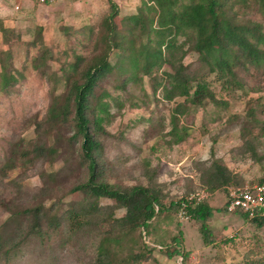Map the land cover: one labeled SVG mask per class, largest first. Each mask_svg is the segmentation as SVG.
<instances>
[{
	"label": "rangeland",
	"instance_id": "1",
	"mask_svg": "<svg viewBox=\"0 0 264 264\" xmlns=\"http://www.w3.org/2000/svg\"><path fill=\"white\" fill-rule=\"evenodd\" d=\"M107 1L66 0L64 4L36 6L34 0H0V58L14 78L3 86L6 73L0 74V240L6 238L0 246V264H88L93 256L95 234L89 227L78 228L62 219L51 225L41 219L39 234L12 237L16 226L27 224V220L10 214L40 203L46 211L48 206L56 207V215L64 217L70 203H84L89 197L82 191L69 192L85 175L72 147L46 123L37 125L43 123L51 98L62 99V64L73 54L83 58L90 55L98 24L108 11ZM115 1L118 13L114 22L122 32L132 23L141 0ZM143 1L147 6L153 4ZM248 16L260 19L253 8ZM140 39L146 41L144 35ZM182 39L178 36L176 42ZM114 60L115 53L109 54L108 61ZM182 62L204 77L213 100L204 97L201 105L190 106L177 115L175 132L181 136L179 141L170 135L174 132L170 115L174 102L181 98L167 101L162 97V87L166 86L162 72L170 71L166 64L152 76L143 75L121 89L116 87V77L98 82L96 94H108L102 98L108 103L107 115H101V128L95 131L101 145L97 159L103 179L119 188L147 184L143 175V161L147 160L149 168H155V179L166 203L197 188L199 167L216 159L236 175L237 183L232 180L230 184L264 181V126L259 128L252 121L254 117L264 122V68L238 69L236 78L241 86H237L206 72L196 54L187 53ZM250 131L252 135L263 133L257 134L258 160L238 149ZM31 141L53 145L56 152L49 159H35L32 153L24 156ZM10 158L12 165H5ZM209 199L214 209H222L224 191L212 193ZM97 203L107 207L104 216L109 221L124 213L123 206L113 198L101 197ZM161 218L173 229H182L181 247L186 255L181 261L176 255L166 257L153 251L151 258L138 264H264V224L257 227L239 213L214 211L208 223L211 243L204 244L197 225L189 218L179 220L171 209ZM168 231L151 227L158 243L172 242L176 230ZM16 237L22 241L11 247ZM125 238L109 244L112 255L120 259L138 249ZM6 248L5 256L2 253Z\"/></svg>",
	"mask_w": 264,
	"mask_h": 264
},
{
	"label": "trees",
	"instance_id": "2",
	"mask_svg": "<svg viewBox=\"0 0 264 264\" xmlns=\"http://www.w3.org/2000/svg\"><path fill=\"white\" fill-rule=\"evenodd\" d=\"M151 1L153 4L147 6L141 0L132 23L122 32L117 31L114 22L118 6L113 0L107 1L108 11L98 24L90 55L83 58L79 54L70 53L73 54L71 59L60 67L65 87L62 99L59 100L57 96L51 98L43 123L37 125L41 127L46 123L49 130H56L72 147V153L85 175L81 181L70 187L69 192L82 191L89 197L84 203H70L64 211V217L56 215V207L48 206L46 211L40 203L16 209L10 216L21 215L27 220V224L16 226L12 237L21 233L39 234L41 219L51 225L62 219L78 228L89 227L95 234L91 244L93 256L88 264H138L151 258L153 251L164 253L166 257L176 255L181 261L186 255L181 247V228L174 226L176 231L171 237L172 242L158 243L152 236L151 227L154 226L174 231L161 217L170 209L176 215L180 198L165 202L166 196L155 179V168H149L147 160L143 161V175L147 184L119 188L106 182L101 176L97 159L101 145L96 138V132L101 128V115H107L108 103L102 101V98L108 94H96L95 88L99 81L113 77L118 80L116 87L124 88L128 82L140 80L143 75L152 76L162 64H166L170 71L162 72L166 82V86L162 87V97L167 101L181 98V101L174 102L170 115L174 125V132L171 131L170 135L174 141H179L181 136L175 132L177 115L184 113L190 106L201 105L206 97L213 100L204 77L193 73L187 64H183L182 58L187 53L196 54L206 72L241 86L236 78L238 69L264 68V0ZM34 2L48 3L47 0ZM250 8L259 13V20L248 16ZM35 33L37 37L40 35L39 27ZM143 35L145 42L140 41ZM178 36L183 37L179 44L176 42ZM184 44L186 49H182ZM177 52H180L178 56ZM113 53L115 60L110 63L108 56ZM5 65L1 57L0 74L6 73L3 75V86L14 80ZM53 76L56 74L53 73ZM252 121L259 128L264 126V122L254 117ZM258 133L252 135L251 131L247 132L249 137L246 136L238 148L255 160L261 158L255 150ZM28 144L30 148L24 150V156L32 153L35 159H49L56 152L53 145L37 141ZM8 160L5 165L11 166L12 158ZM198 171V187L193 191L204 188L210 194L218 190L225 194V187L236 178L219 159L210 162L206 167H199ZM259 182L264 183L263 179ZM101 197L115 199L123 206L124 213L109 221L104 216L107 207L97 203V199ZM222 210L226 212L225 205H222V209H214L209 197L196 205L185 207V217L197 225L196 231L204 244L211 243L207 237L208 223L213 212ZM249 221L259 227L264 224V217ZM125 236L130 245L138 249L120 259L112 255L109 244L116 243ZM13 241L11 247L21 242L22 238H13ZM2 243H6V238L0 240V246ZM7 251L8 248L2 255H8Z\"/></svg>",
	"mask_w": 264,
	"mask_h": 264
},
{
	"label": "built area",
	"instance_id": "3",
	"mask_svg": "<svg viewBox=\"0 0 264 264\" xmlns=\"http://www.w3.org/2000/svg\"><path fill=\"white\" fill-rule=\"evenodd\" d=\"M42 1V0H40ZM210 193L200 188L180 198L176 211L177 218H185L184 209L196 205L210 197ZM225 210L227 213L239 212L246 220L264 217V183L229 184L225 187Z\"/></svg>",
	"mask_w": 264,
	"mask_h": 264
},
{
	"label": "crops",
	"instance_id": "4",
	"mask_svg": "<svg viewBox=\"0 0 264 264\" xmlns=\"http://www.w3.org/2000/svg\"><path fill=\"white\" fill-rule=\"evenodd\" d=\"M113 1L116 3L115 0H113ZM39 2H40V0H39ZM47 2H48L47 4H49L50 2H51V3L59 2L60 4H61V3H63V4H64V3H67L66 0H51V1H50V0H47ZM40 4H41V3H36L35 5L37 6V5H40ZM116 4H117V3H116ZM42 5H46V4H42Z\"/></svg>",
	"mask_w": 264,
	"mask_h": 264
}]
</instances>
